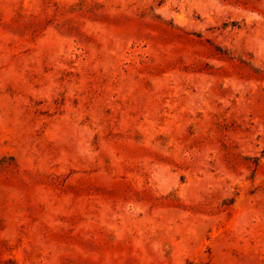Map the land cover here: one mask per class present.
Instances as JSON below:
<instances>
[{
  "label": "rangeland",
  "instance_id": "374dc122",
  "mask_svg": "<svg viewBox=\"0 0 264 264\" xmlns=\"http://www.w3.org/2000/svg\"><path fill=\"white\" fill-rule=\"evenodd\" d=\"M0 264H264V0H0Z\"/></svg>",
  "mask_w": 264,
  "mask_h": 264
}]
</instances>
